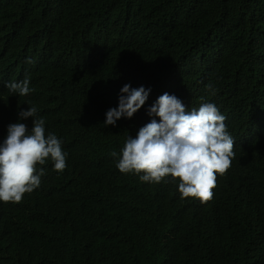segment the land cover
Segmentation results:
<instances>
[{"label":"trees","instance_id":"obj_1","mask_svg":"<svg viewBox=\"0 0 264 264\" xmlns=\"http://www.w3.org/2000/svg\"><path fill=\"white\" fill-rule=\"evenodd\" d=\"M26 76L33 91L12 96ZM125 84L148 99L104 126ZM165 92L226 117L235 156L207 203L110 156ZM28 106L66 168L49 158L39 188L0 201V264H264V0H0V143L32 127Z\"/></svg>","mask_w":264,"mask_h":264},{"label":"clouds","instance_id":"obj_2","mask_svg":"<svg viewBox=\"0 0 264 264\" xmlns=\"http://www.w3.org/2000/svg\"><path fill=\"white\" fill-rule=\"evenodd\" d=\"M5 87L12 96H27L33 91L29 76L8 82ZM206 87L215 94L211 84ZM150 91L125 84L120 89L118 106L105 113L104 126H115L121 118L131 119L145 105ZM147 114L152 119L138 130L136 137L128 135L120 153H110L117 157V169L122 174L139 176L142 182L159 184L171 177L179 181L182 200L193 197L207 203L213 196L217 174L224 176L235 156L226 117L210 102L189 110L178 97L167 92L157 98ZM18 117L20 121L31 117L32 127L29 129L22 122L10 123L0 143V201L5 204H18L25 193L31 194L40 187L45 172L37 166L45 165L49 158L57 173L66 168L63 141L52 132L46 135V121L37 107L20 110Z\"/></svg>","mask_w":264,"mask_h":264}]
</instances>
